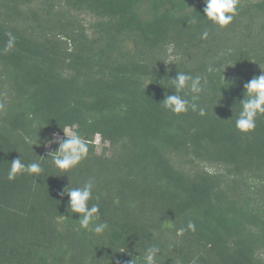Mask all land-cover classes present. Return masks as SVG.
Here are the masks:
<instances>
[{
    "label": "trees",
    "instance_id": "trees-1",
    "mask_svg": "<svg viewBox=\"0 0 264 264\" xmlns=\"http://www.w3.org/2000/svg\"><path fill=\"white\" fill-rule=\"evenodd\" d=\"M203 8L0 0V264H144L150 246L157 264H264V115L252 132L235 127L244 83L264 71V0H239L224 29ZM8 32L16 42L5 53ZM176 71L207 81L205 115L163 108ZM66 126L89 153L58 176V144L44 141ZM19 157L44 172L9 180ZM89 178L104 234L82 229L59 195Z\"/></svg>",
    "mask_w": 264,
    "mask_h": 264
},
{
    "label": "clouds",
    "instance_id": "clouds-1",
    "mask_svg": "<svg viewBox=\"0 0 264 264\" xmlns=\"http://www.w3.org/2000/svg\"><path fill=\"white\" fill-rule=\"evenodd\" d=\"M203 2L204 14L202 16L199 14V16L220 29L229 26L238 15L239 0H203ZM191 22L198 23L200 21L197 17H193ZM6 35L8 39L3 48L5 53L11 51L16 42V37L11 32L6 33ZM208 35V31L205 30L201 38L206 39ZM215 71V67L212 65L208 66L207 72L213 73ZM222 78L225 81L223 75ZM168 80L174 91L170 95L165 93V97L161 102L166 111L174 115H180L187 113L191 109L194 112L199 110L201 116L205 115V109L199 107L197 101L205 91L206 80L202 81V77L199 75L192 76L181 71H176L175 77H168ZM243 87V99L238 101L240 110L235 120V127L239 132L247 134L255 129L257 118L260 115H264V71L259 76H254L250 81L245 82ZM186 88L192 94L190 100L180 95ZM62 132L64 133L63 139H60L57 133H53L51 139L44 141L48 146L53 143L58 144V148L49 155L51 156L53 167L60 173L58 176H62L65 173L69 174L72 169L79 166L87 158L89 153V141L82 137L75 126H66L62 129ZM96 135L98 136L99 133ZM40 158L41 160L45 159ZM43 172L44 169L39 161L26 164L19 157L11 161L7 178L13 180L18 174L25 173L38 178ZM93 189L94 180L89 178L83 186H67L59 195L69 198L68 209L71 210L72 214H79L78 222L82 229L95 234H104L109 226L106 222L96 223L99 220V205L91 204L89 206V201L93 199ZM187 227L195 230V225L191 221H189ZM159 254V247H148L144 253V264H157ZM116 264H119V262L117 261ZM130 264H134V258Z\"/></svg>",
    "mask_w": 264,
    "mask_h": 264
},
{
    "label": "rangeland",
    "instance_id": "rangeland-1",
    "mask_svg": "<svg viewBox=\"0 0 264 264\" xmlns=\"http://www.w3.org/2000/svg\"><path fill=\"white\" fill-rule=\"evenodd\" d=\"M255 1H256V0H255ZM100 139H101L100 136H96V138H95V143L99 145L100 142H101Z\"/></svg>",
    "mask_w": 264,
    "mask_h": 264
}]
</instances>
